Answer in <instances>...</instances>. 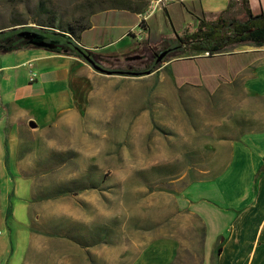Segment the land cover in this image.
<instances>
[{"label":"rangeland","instance_id":"1","mask_svg":"<svg viewBox=\"0 0 264 264\" xmlns=\"http://www.w3.org/2000/svg\"><path fill=\"white\" fill-rule=\"evenodd\" d=\"M155 1L0 0V31L48 28L49 20H55L52 30L79 26L97 30L100 14L114 16L122 9L141 7L144 13ZM157 15L158 28L170 30L166 16L161 11ZM134 28L126 30L134 32ZM116 33L97 30L87 37L96 44L91 47L94 52L104 56L99 62L102 68L132 66L137 71L151 65L149 57L127 63L119 56L143 42V37L133 40ZM159 50L144 46L139 52ZM185 55H169L148 75L83 72L91 91L84 104L87 81L70 77L66 84L74 90L76 111L45 125L44 106L30 104L27 108L38 130L30 128L27 120L9 125L0 108L2 150L16 152L17 157L12 156L20 173L33 181L32 224L36 232L58 238L64 248L34 249L28 264H61L62 260L81 264L88 253L82 256L78 249H98L109 240L127 244L135 234L140 246L152 236L176 245L171 264H203L217 239L208 235L205 241L203 224L187 208L193 210L202 198H214L208 182L196 181L210 176L198 172L197 165L210 159L212 124L216 126L219 115L212 109L210 95L197 87L202 84L198 60L179 61L174 71L184 72L178 79L168 72L170 62ZM80 82L86 87L81 89ZM60 83L45 89L61 88ZM65 228L69 238L64 237ZM216 257L214 252L213 263Z\"/></svg>","mask_w":264,"mask_h":264},{"label":"crops","instance_id":"2","mask_svg":"<svg viewBox=\"0 0 264 264\" xmlns=\"http://www.w3.org/2000/svg\"><path fill=\"white\" fill-rule=\"evenodd\" d=\"M181 1L193 4L207 20L224 14L229 3L232 8L228 16L243 17L240 0H169L146 20L148 30L141 32L144 41L137 42L135 48L119 56L134 54L144 46L163 48L174 40L176 34L193 31L195 18L179 5ZM248 4L254 14L264 11V0H248ZM165 6L169 19L164 13ZM158 11L166 16L170 30L158 28ZM140 14L122 10L115 12L114 16L100 14L96 17L97 30H116L118 36H124L128 28L136 27L137 31ZM93 28H88L81 35L83 40L78 44L88 49L96 45L87 39L97 31ZM121 28L124 30L119 31ZM135 31L131 32L133 36ZM103 34L99 35L100 41ZM130 38L136 40L135 37ZM193 57L198 60L202 81L197 87L210 95L212 109L219 115L216 126L212 124L210 159L205 160L204 165H197L198 172L210 176L196 181L208 182L214 198H202L199 203L195 202L197 205L193 210L187 208L190 216L203 224L205 241L208 235L217 239L203 264H264V175L254 182L257 169L264 164V45H237L213 57L206 54ZM88 70L95 72L75 55L40 48L0 54V108L5 111L6 121L11 126H15L18 120L33 121L34 116L27 108L30 104L44 106L45 125L67 112L76 111L78 104L74 90L71 92L66 83L76 78L87 81L88 89L83 92L84 104L91 92L88 78L83 75ZM56 82L63 86L50 88ZM45 85L50 86L45 89ZM79 86L81 89L86 87L84 82ZM52 109L55 112H51ZM35 128L40 129L37 125ZM13 153L16 156V152L2 150L0 144V264H28L34 249L64 248L59 247L58 238L36 232L32 224L35 212L33 181L20 173ZM7 157L12 158L8 163ZM131 237L127 244L122 242L119 245L118 241L112 244L109 240L98 249H78L82 256L84 252L88 253L80 263L171 264L176 255L177 246H172L169 240L152 236L140 246L139 235ZM217 249H221L219 254ZM214 252L217 257L213 263ZM154 254L157 257H153ZM59 262L69 264L65 260Z\"/></svg>","mask_w":264,"mask_h":264},{"label":"trees","instance_id":"3","mask_svg":"<svg viewBox=\"0 0 264 264\" xmlns=\"http://www.w3.org/2000/svg\"><path fill=\"white\" fill-rule=\"evenodd\" d=\"M180 6H183L187 9L188 13L192 14L196 21V27L193 31L186 32L183 35H175L174 40L166 44L163 49H169V55H185L183 59H178L171 62L170 67H167L168 72L172 75L174 79L181 77L180 70H175V65L181 62H188L194 59V55L197 54H207L208 57H213L221 53L227 52L229 49L237 45H253L256 47L264 45V11L259 13H252L248 0H240L241 10L243 12V17L241 19L233 18L228 16L229 10L232 8L231 3L228 4L224 14L217 17L214 20H207L204 14L200 11L197 12L195 6L191 3L180 2ZM123 10V9H122ZM123 11L140 13L141 8H128ZM164 13L168 17L166 6L164 8ZM152 16V15H151ZM169 19V17H168ZM145 21H140L138 29L147 32L148 26L145 25ZM46 25L49 27L55 25V20H49L46 22ZM31 28V27H28ZM44 28V26H43ZM22 29V28H20ZM20 29L9 28L5 31H0V54L21 50L25 48H30L32 46L28 45L26 40H21L18 38L16 33ZM26 29V28H24ZM55 33H64L67 38L75 40L77 43L81 42V35L88 29L85 26H79L76 29L72 27L66 29H60V27H54ZM58 30V31H57ZM8 35H12L9 38ZM127 36L133 37L131 32L126 33ZM10 41V43H8ZM61 54H71L80 58L75 53H64L62 51H54ZM159 53V51L155 52ZM160 54V53H159ZM163 57L162 61L167 60V57ZM193 57V58H188ZM159 66L157 64L147 65L144 70L149 71L150 73L155 72ZM120 69V68H118ZM191 72V71H190ZM189 75H192L191 73ZM187 73V72H186ZM262 175H264V164H262L256 171L254 176V182H256ZM205 179V177H204ZM33 199V197H32ZM65 228V234L67 235ZM221 249H217V253H220Z\"/></svg>","mask_w":264,"mask_h":264},{"label":"flooded vegetation","instance_id":"4","mask_svg":"<svg viewBox=\"0 0 264 264\" xmlns=\"http://www.w3.org/2000/svg\"><path fill=\"white\" fill-rule=\"evenodd\" d=\"M24 28H26V29H24ZM26 30L31 31V32H35V33H38V34L44 36L45 42L49 43V45H53L54 51H62V52H65V53H70L71 52V53H75L76 55H78L77 52L75 51V48L78 47L85 54H87L99 66H100L99 62H102V61H100V58L104 57L101 54H99L97 52H94V49L85 48V47H83L82 45L78 44L75 40H73L71 38L62 37L60 35H57L55 33V31L50 29V28H43V27L28 28V27H23L22 29H20V31H17L16 33H14L12 35H15V34L18 35L19 32L26 31ZM12 35H8L7 37L9 38ZM17 37L20 38L21 40H23V38L19 37V35ZM8 43H10V41ZM42 50H45V48L42 49ZM164 51H167V53H166V55L164 57L168 56V54L170 53L169 49L160 48L159 53L164 52ZM159 53H155V52L154 53H152V52L151 53L150 52H148V53L136 52L134 54L124 55L123 59L127 63L128 62H134V61L144 62L149 57L151 64H158L159 62H157L156 59H157V55ZM118 68H120V69H118ZM144 69L134 71L132 66H129V67H126V68L116 67V66L115 67L106 68V70L123 71V72H145L146 70H144ZM113 75H117V74H113Z\"/></svg>","mask_w":264,"mask_h":264},{"label":"water","instance_id":"5","mask_svg":"<svg viewBox=\"0 0 264 264\" xmlns=\"http://www.w3.org/2000/svg\"><path fill=\"white\" fill-rule=\"evenodd\" d=\"M16 28V27H15ZM57 35H60L62 37H65L66 35L64 33H56ZM19 37L23 38L24 40L27 41L28 45L34 47V48H40L44 49L47 51H52L54 52V47L53 45H49V43H46L44 40V36L31 32V31H21L19 32ZM70 38V37H69ZM75 51L77 52L78 56L90 67L92 70H94L97 73H101L104 75H127V76H142V75H148L150 74L149 71L145 72H123V71H111V70H106L102 67H100L98 64H96L87 54H85L80 48L76 47ZM167 51L161 52L160 54L157 55V62L162 61L163 57L166 55ZM134 58V57H133ZM29 127L30 128H35L36 124L33 121L29 122ZM264 161V159H263Z\"/></svg>","mask_w":264,"mask_h":264},{"label":"built area","instance_id":"6","mask_svg":"<svg viewBox=\"0 0 264 264\" xmlns=\"http://www.w3.org/2000/svg\"><path fill=\"white\" fill-rule=\"evenodd\" d=\"M164 0H156L154 5L151 6L147 11H145L144 13L140 14L139 18V22L140 21H145L147 20L156 10H161V8L166 4V3H163ZM163 3V4H162ZM162 4V5H161ZM139 22H138V25L137 27L139 26ZM136 28V27H135ZM134 28V29H135ZM136 30V29H135ZM141 32L142 30L140 29H137V31H135V39H141ZM207 55V54H206ZM34 79V75L32 76L31 80Z\"/></svg>","mask_w":264,"mask_h":264}]
</instances>
